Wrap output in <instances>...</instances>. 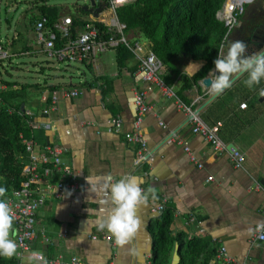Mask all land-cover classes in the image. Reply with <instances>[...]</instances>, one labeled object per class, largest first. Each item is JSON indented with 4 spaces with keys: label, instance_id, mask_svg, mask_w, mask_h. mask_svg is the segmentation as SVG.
Listing matches in <instances>:
<instances>
[{
    "label": "crops",
    "instance_id": "obj_1",
    "mask_svg": "<svg viewBox=\"0 0 264 264\" xmlns=\"http://www.w3.org/2000/svg\"><path fill=\"white\" fill-rule=\"evenodd\" d=\"M41 1L33 5L36 14L32 12L31 17L39 18V6L48 5ZM77 7L82 9L83 5L73 6L74 13H65L69 8L63 7L58 11V19L94 18L84 9L81 14ZM125 35L130 45L136 44L141 50L149 48V41L134 32ZM227 37L228 41H223L225 52L228 43L237 40L247 45L246 55L264 48V0L247 3ZM39 50L38 45L25 44L21 52L31 55L40 53ZM116 52L102 53L90 63L78 64L74 70L59 67L60 72L43 83L21 81L8 88L22 89V106L33 113L35 123L49 124V128L29 127L24 137L33 138L41 151L48 144L62 145V160L86 186L70 192L71 195L65 191L59 198L51 196L45 201L36 214V236L30 250L64 258L76 255L86 264H109L111 260L114 264H156L150 226L170 209L171 243L159 264H209L220 246L237 263L264 264V241L253 239L264 215L263 191L255 187L256 182L264 184V96L260 95L264 80L249 89L244 84V74L234 80L230 89L203 106L213 96L201 83L203 78L191 86L183 84L205 61L185 53L173 57L169 65H163L164 82L206 123L221 121L219 136L242 153L244 162L235 167L228 152L216 153L201 136L192 133L191 119L175 100L152 87L147 89L146 96L151 110L141 122L146 151L144 158L137 161L139 145L127 142L124 135L132 131L135 119L133 88L146 84L137 72L138 57L132 53L119 62ZM211 75L214 78L215 73ZM61 87H78L81 94L60 97L52 104L51 91ZM242 102H246L245 108L239 107ZM44 109L48 112L44 113ZM113 117L121 119L118 132L107 130L108 120ZM41 135H45V143L40 141ZM178 139L188 142L201 167L197 161L189 160L183 146L177 144ZM109 174L113 182L128 176L139 177L143 181L140 186L148 195L136 211L140 228L123 246L111 243L115 241L107 229L102 231L110 236V241L99 234L101 230L95 221L107 215L108 205L102 203V196L88 192L87 176L94 182L95 177ZM208 176L212 179L208 180ZM58 177L53 170L48 180L55 182ZM149 188L155 189V198L147 193ZM161 203L164 209L156 210ZM190 216L196 221L189 222ZM93 234L97 239L91 238ZM29 258V252H23L20 264H30Z\"/></svg>",
    "mask_w": 264,
    "mask_h": 264
},
{
    "label": "built area",
    "instance_id": "obj_2",
    "mask_svg": "<svg viewBox=\"0 0 264 264\" xmlns=\"http://www.w3.org/2000/svg\"><path fill=\"white\" fill-rule=\"evenodd\" d=\"M106 5L103 8L104 15H99L92 20L84 21V24L77 27L73 24L70 16H65L56 20L52 25L47 23L45 16L37 18L32 27L35 42L39 48L49 58H53L56 62L63 63L66 66L72 64H87L107 51L116 50L120 45H125L133 54L138 57L137 72L141 75V80L146 86L143 88H133V106L135 108V119L132 131L125 133V140L129 143H137L139 145L137 161L144 158L146 151V140L141 130V122L143 116L151 110L146 96L149 87L156 88L164 97L175 100L177 106L183 109L192 121L191 131L193 134L201 136L212 149L221 154L228 152L235 167H241L244 162V156L236 148L228 146L219 136V130L222 126L221 121L214 123H206L199 115L177 97L174 89L166 84L162 78L163 64L155 53L147 48L141 50L138 45H130L124 33L125 24L120 22L116 9L133 0H103ZM248 0H225L218 9L216 17L226 27L225 37L229 35L232 29L237 25L239 17L245 10ZM96 22H100L104 27H98ZM220 44L221 45L223 44ZM138 50V51H137ZM11 55V52L0 42V61L5 60ZM5 84L0 83V91L7 90ZM81 94L78 87H61L53 89L50 94V101L55 104L60 97L71 98ZM246 102L239 104L240 108L246 107ZM12 112L13 109H9ZM44 113L48 109L43 110ZM19 114L31 117L28 120L30 128H36L39 125L43 128H49L48 123H35L33 113L21 110ZM121 128V119L113 117L108 120L107 130L110 132H118ZM21 141L25 147L27 160L23 165V180L19 183V187L11 191V193L3 198L10 208L14 216L13 231L14 236L10 237L17 243L16 264H20L19 259L23 252H38L43 255L48 264H86L78 256L71 255L64 258L62 255L48 256L40 251H31V242L36 236V214L38 209L45 203L49 197L59 198L65 191L74 192L81 186L86 188L79 182L76 173L72 167L62 160L61 155L65 148L60 144H48L43 146L42 151L33 138H27L20 134ZM177 144L182 145L188 158L192 162H196V156L191 151L188 142L178 139ZM198 162V161H197ZM198 167L202 166L201 162L197 163ZM55 170L59 177L55 182H50L49 176ZM212 176H208L211 180ZM255 187L261 188L264 200V184L255 183ZM164 204L161 203L156 210L162 211ZM189 222L196 221L194 216L188 218ZM102 238L111 240L110 236L101 231ZM92 239H97V235L93 234ZM253 239L264 241V215L262 223L257 227L253 234ZM48 241V238H44ZM113 245L115 242L111 241ZM109 264H114L111 260ZM209 264H245L237 263L234 258L227 252L224 246H220Z\"/></svg>",
    "mask_w": 264,
    "mask_h": 264
},
{
    "label": "trees",
    "instance_id": "obj_3",
    "mask_svg": "<svg viewBox=\"0 0 264 264\" xmlns=\"http://www.w3.org/2000/svg\"><path fill=\"white\" fill-rule=\"evenodd\" d=\"M224 1L133 0L118 7L116 14L119 21L125 24L124 33L132 31L149 41V48L163 65H169L173 57L183 53L193 59L204 60V65L196 73L185 78L183 85L191 86L215 68L214 60L219 54L220 44L226 32V27L217 19L216 13ZM39 7V17L45 16L48 24L52 25L58 19L57 7L45 4ZM77 11L85 13L79 7ZM37 18L30 17L32 27ZM72 19L74 26L84 24L83 19L75 16ZM96 25L104 27L100 22H96ZM116 51L119 62L132 54L125 45H120ZM3 61H0V83L9 88L17 83L2 78ZM20 93L22 94V89L0 91V187L7 189L5 196L19 187L23 180L22 168L27 160L20 134L22 136L28 134L27 121L31 117L19 114V111H24ZM9 109L13 111L9 112ZM40 141L45 143V135H41ZM171 213L170 209L162 212L150 226L152 258L156 264L160 263L161 256L169 249L167 244L171 243L169 233ZM17 260L15 256L11 259L0 257V264H16Z\"/></svg>",
    "mask_w": 264,
    "mask_h": 264
},
{
    "label": "clouds",
    "instance_id": "obj_4",
    "mask_svg": "<svg viewBox=\"0 0 264 264\" xmlns=\"http://www.w3.org/2000/svg\"><path fill=\"white\" fill-rule=\"evenodd\" d=\"M253 3L254 0H248ZM228 41V37H225ZM247 45L243 41H231L224 51L222 44L219 54L214 60L215 69L209 73L210 86L206 85L211 95H220L233 86L235 79L247 74L244 84L253 89L264 80V49L246 55ZM212 73H215L214 78ZM216 73H219L218 75ZM260 95L264 96V89L260 90ZM90 185L88 192L97 196H102V203L108 205L106 216L98 218L95 223L99 230L107 229L112 234L117 245L123 246L129 243L140 228L141 221L136 215L140 207L148 199L145 190L141 188L142 179L137 176H128L113 182V177L109 175L86 177ZM7 192L5 187H0V197H4ZM147 193H151L155 198V189L149 188ZM68 195H71L69 192ZM13 213L9 204L0 199V257L11 259L17 253V243L10 237L15 235L13 231ZM30 264L41 262L48 264L43 255L33 252L29 258Z\"/></svg>",
    "mask_w": 264,
    "mask_h": 264
},
{
    "label": "rangeland",
    "instance_id": "obj_5",
    "mask_svg": "<svg viewBox=\"0 0 264 264\" xmlns=\"http://www.w3.org/2000/svg\"><path fill=\"white\" fill-rule=\"evenodd\" d=\"M44 1L48 6L57 7L58 11H62L63 7H66L69 8V10L66 9L65 13H74L71 4L72 0ZM40 3H42L41 0H0V42L11 52V55L1 64L3 79H9L16 83L21 81H39L43 83L44 80L51 79L54 73L60 72L58 70L59 67L68 68L70 70L79 67L78 64L66 66L63 63L56 62L41 50H39L40 53L37 54H22V46L25 44H30L31 46L38 45L35 39H33L34 35L31 32L32 25L30 23V17L36 14L33 5ZM84 4V1L79 2V6ZM100 15H104L103 11ZM8 28L11 29L10 32H8ZM55 67L56 69H54ZM66 72H69V70ZM74 76L76 80H78L77 76Z\"/></svg>",
    "mask_w": 264,
    "mask_h": 264
},
{
    "label": "water",
    "instance_id": "obj_6",
    "mask_svg": "<svg viewBox=\"0 0 264 264\" xmlns=\"http://www.w3.org/2000/svg\"><path fill=\"white\" fill-rule=\"evenodd\" d=\"M84 1L85 4L83 5L82 9H84L87 12H91L92 15L96 18L99 13L103 10V8L105 7L106 3L105 2H97V0H72V6H75L76 4H79V2ZM264 49V48H262ZM145 50V48L143 49ZM214 71V70H213ZM219 74V73H216ZM203 81H205L206 85L210 86L211 80L209 76L204 77L201 80V83L204 85ZM205 86V85H204ZM216 95H213L212 97H210L206 103L203 104V106L205 104H207L211 99H213ZM197 113V112H196ZM231 147V146H230ZM11 234V233H10Z\"/></svg>",
    "mask_w": 264,
    "mask_h": 264
}]
</instances>
